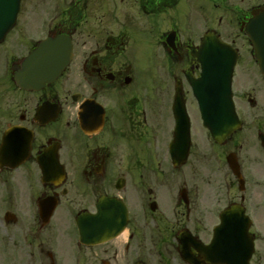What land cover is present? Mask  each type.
I'll return each mask as SVG.
<instances>
[{
  "label": "flooded vegetation",
  "instance_id": "1",
  "mask_svg": "<svg viewBox=\"0 0 264 264\" xmlns=\"http://www.w3.org/2000/svg\"><path fill=\"white\" fill-rule=\"evenodd\" d=\"M263 11L264 0H21L0 40V264H211L200 249L233 206L251 218L250 264H264V71L246 33ZM206 35L238 54L241 125L221 141L190 83ZM49 37L71 44L62 73L18 86L14 67Z\"/></svg>",
  "mask_w": 264,
  "mask_h": 264
},
{
  "label": "water",
  "instance_id": "2",
  "mask_svg": "<svg viewBox=\"0 0 264 264\" xmlns=\"http://www.w3.org/2000/svg\"><path fill=\"white\" fill-rule=\"evenodd\" d=\"M20 0H0V36L13 24ZM255 24V25H254ZM248 27L256 45L257 57L264 67V13L257 23ZM43 43L28 60L24 70L16 74L21 86H37L59 73L67 48L61 41ZM58 43V44H57ZM57 47V48H56ZM53 50V51H52ZM203 71L199 79L193 80V88L199 98L204 124L216 138H223L231 132L237 118L232 101V72L235 54L222 40L206 39L203 42ZM40 52L61 54L55 57L56 62H46V69L38 61ZM64 55V56H63ZM54 58V57H53ZM1 163V162H0ZM253 246L249 233V222L243 215H235L231 209L223 216V223L217 228L212 244L206 250L207 256L227 264H248Z\"/></svg>",
  "mask_w": 264,
  "mask_h": 264
}]
</instances>
